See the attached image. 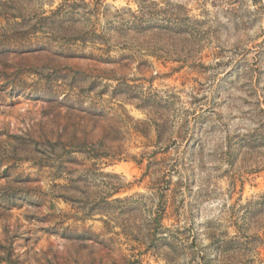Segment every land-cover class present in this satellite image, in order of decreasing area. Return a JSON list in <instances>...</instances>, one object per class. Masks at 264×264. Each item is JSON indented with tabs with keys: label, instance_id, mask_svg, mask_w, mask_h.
Listing matches in <instances>:
<instances>
[{
	"label": "rangeland",
	"instance_id": "rangeland-1",
	"mask_svg": "<svg viewBox=\"0 0 264 264\" xmlns=\"http://www.w3.org/2000/svg\"><path fill=\"white\" fill-rule=\"evenodd\" d=\"M0 264H264V0H0Z\"/></svg>",
	"mask_w": 264,
	"mask_h": 264
},
{
	"label": "trees",
	"instance_id": "trees-1",
	"mask_svg": "<svg viewBox=\"0 0 264 264\" xmlns=\"http://www.w3.org/2000/svg\"><path fill=\"white\" fill-rule=\"evenodd\" d=\"M155 224H156V225H159V222L156 221Z\"/></svg>",
	"mask_w": 264,
	"mask_h": 264
}]
</instances>
